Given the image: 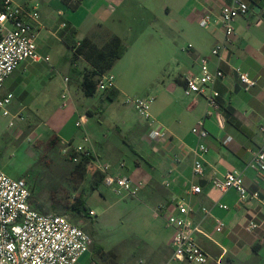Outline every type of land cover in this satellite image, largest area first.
I'll list each match as a JSON object with an SVG mask.
<instances>
[{
  "label": "crops",
  "instance_id": "0c3cea01",
  "mask_svg": "<svg viewBox=\"0 0 264 264\" xmlns=\"http://www.w3.org/2000/svg\"><path fill=\"white\" fill-rule=\"evenodd\" d=\"M13 1L39 12L38 52L43 57L50 58L48 63L21 64L0 92L2 97L8 94L14 96L8 110L12 115H21L25 119L18 120L12 128L16 137L21 138L25 127L35 123L37 128L30 137L35 139L36 136L37 138L43 136V145L53 143L63 147L68 143L79 145L75 141L76 139L82 141V133L76 129L77 131L69 136L66 118L61 115L73 114L77 115L78 119L80 116H86L85 130L97 157L112 165L113 175L127 176L135 184H142L138 196L152 204L155 218L163 220L167 230L172 232L163 237L155 249L148 248L156 264H169L171 261L174 230L167 226L166 215L174 211L172 201L183 198L196 211L191 219L202 229L197 241L209 255V264H264V206L254 201L238 204V194L234 190L223 194L211 182L213 176L238 170L243 173L245 185L250 191H261L264 188V177H258L249 168L254 153L260 147L262 138L260 128L264 126V37L254 39L257 40L255 45L259 48L258 51L256 48H251L244 39L245 36L242 38L238 32L245 27V23L251 18L252 10L255 12V7L259 8V12L256 13L263 12L264 0H247L251 8L250 15L235 21V32L229 43H225L220 26V15L222 6L231 0H195L198 15L210 17L208 27L203 28L200 23L199 26L203 29L212 27L215 32L211 50L223 44L226 49L222 52V61H219L204 54L207 51L204 43L206 41L198 42V48L190 45L189 49L193 51L192 67L182 69L179 76L175 77L174 83L168 88L171 97L163 94V87L154 89V93L146 96L154 98L156 94L161 96L155 99L151 114L167 131V139L162 143H152L148 140L150 131L148 123L143 121L133 108L126 105L125 101V109L118 114L117 119L125 122L124 129L130 133L132 143L126 142L121 136L120 139L115 135L110 137L96 126L94 118L99 115L98 104L107 100L114 102L122 95L125 97V90L118 87L115 81L116 87L110 91H117L119 94L114 100L104 92H97L95 96L87 97L82 87V74L89 65L82 58L73 62V51L67 40L79 42L89 38L100 47L113 36L120 37L124 43L131 41L132 38L139 43L143 37H146V42L150 40V43H154L152 32L161 18L153 11L152 6L157 7L167 21L175 9L184 15L186 11L192 10L191 2L71 0L73 4H78L74 10L63 0ZM160 25L169 28L163 21ZM71 27L77 33L73 39L69 36L66 39L67 30ZM138 48L152 53L156 45L146 47L140 45ZM129 53L128 47L119 62ZM204 56L210 58L211 71L220 68L225 73V77L215 85L216 91L220 93L221 119L219 120L216 115L205 119V128L209 132V138L206 140L209 149L205 160L206 174L203 178H197L193 174L192 151L197 146L198 140L193 135L192 129L205 118L210 109L205 97L186 95L188 99H179L177 95L179 87L185 91L188 75H199L200 59ZM236 69L248 73L257 86L248 92L245 91L239 82ZM57 76L61 77L65 90L60 94L61 105L53 107L50 98L51 83ZM65 78L69 79L67 86ZM65 93L66 99L63 98ZM89 98L93 101L92 104L86 103L85 99ZM133 112L137 114L135 119ZM0 117L6 121L4 127L11 128V117H5L1 111ZM27 122L31 123L27 124ZM76 122L75 128H77ZM229 138L232 139L231 142L225 144ZM79 173L89 185L88 189L84 187L82 192L86 196L87 205L90 201L91 189L98 191L105 186L106 189L108 188L107 191L111 190L115 194L112 187L105 185L103 175L92 164L83 167ZM196 184L202 187L201 194L187 196L188 190ZM107 191L102 189L100 194L107 195ZM31 204L34 209L42 213L46 212L34 200ZM219 205H226L229 210L220 209ZM159 207L164 208L160 214L157 213ZM203 208L209 209L212 217H205L201 212ZM88 210L94 212L89 208ZM215 219H220L224 223L222 233L216 231ZM250 222H255L259 226L253 232H247L245 229Z\"/></svg>",
  "mask_w": 264,
  "mask_h": 264
},
{
  "label": "built area",
  "instance_id": "2783aa9c",
  "mask_svg": "<svg viewBox=\"0 0 264 264\" xmlns=\"http://www.w3.org/2000/svg\"><path fill=\"white\" fill-rule=\"evenodd\" d=\"M251 8L247 0H231L221 8L220 26L225 37V43L235 32L234 23L238 18L248 17ZM40 15L36 9L16 4L13 0H0V92L6 81L26 62H50L49 57H43L38 52L37 40L40 34ZM210 17L205 16L200 26H209ZM79 45V44H78ZM226 46L217 45L211 50V56L222 61V52ZM201 71L199 75H188L185 94L205 97L209 106L204 119L200 120L192 129L197 138V146L193 149V174L203 178L206 174L205 160L209 151L206 140L209 132L205 128V119L217 116L222 110L220 93L216 91V83L225 77V73L217 68L211 71L207 56L201 57ZM239 82L245 91H250L257 83L248 73L236 69ZM66 86L69 79H64ZM115 77L110 73L102 75L98 81L97 91L105 92L115 89ZM67 90V89H66ZM67 98V94L63 95ZM14 96L0 95V111L5 117H11L10 127L14 128L16 122L24 121L21 115H12L8 106ZM155 102L154 97H126L125 103L133 108L138 116L149 125L148 140L152 143H162L167 139L166 129L158 123L151 114ZM86 116H80L76 127L83 130L82 144L68 143L64 146V156L73 164L82 160L88 161L103 175L106 186L112 187L115 194L122 198L137 197L142 184H135L127 176L112 174V165L97 157L90 146L91 139L87 135L85 126ZM261 144L254 153L249 168L258 177H264V126L260 128ZM231 138L225 144L231 142ZM213 186L221 193L234 190L238 194V204L252 201L264 206V188L261 191H250L245 185L243 173L238 170L228 171L211 179ZM202 187L198 184L191 186L187 196L200 195ZM33 190L31 185L23 179H14L0 169V264H78L90 252L93 246L92 237L81 227L71 223L65 216L54 213H42L32 207ZM173 212L166 215L167 225L174 230L173 256L169 264H209V255L199 245L197 236L202 233L200 225L191 219L196 212L185 198L172 201ZM220 209L229 210L226 205H219ZM159 207L157 213L163 211ZM201 212L205 217H212L209 209L203 208ZM90 215L95 216L94 212ZM216 231L222 233L224 223L215 219ZM258 224L250 222L246 226L247 232H253Z\"/></svg>",
  "mask_w": 264,
  "mask_h": 264
},
{
  "label": "rangeland",
  "instance_id": "374dc122",
  "mask_svg": "<svg viewBox=\"0 0 264 264\" xmlns=\"http://www.w3.org/2000/svg\"><path fill=\"white\" fill-rule=\"evenodd\" d=\"M181 2H191L192 10L186 11L184 15L175 9L168 22L157 7L152 6L161 21L169 27H162L161 21L158 23L152 32L154 43H150V40L146 42V37L139 43L133 38L124 43L130 48V53L123 61L116 63L110 74L115 77L117 86L125 90V97L122 95L114 102L107 100L98 104L99 115L94 118L96 126L110 137L121 136L126 142H133L128 130L124 129L125 122L117 119L118 114L125 109L126 97H146L160 87L164 88L162 91L166 97H171L168 88L174 83L175 77L179 76L182 69L192 67L193 51L189 47L198 48V42L206 41L207 51L204 54L211 56L215 32L212 27L203 29L199 26L201 19L207 15H198L195 0ZM262 10V13L252 10L251 18L238 31L242 38L245 36L248 45L258 51L255 45L257 40L254 39L264 37V7ZM154 44L156 49L152 53L138 48L140 45L146 47ZM64 90L62 79L57 76L51 83L53 107L61 105L60 94ZM184 92L179 87L177 97L188 99ZM157 97L161 96L156 94L155 99ZM85 101L93 103L90 98ZM133 115V119L137 118V114L133 112ZM61 117L66 118L69 136L77 130L83 133L82 129L75 128L77 115L63 113ZM5 122L0 117V169L11 178L27 181L34 188L31 202L34 200L42 206L46 210L43 213L64 215L92 237L90 252L78 264H156L148 248L155 249L157 243L172 232L167 230L163 220L155 218L154 207L149 201L141 196L122 198L102 186L101 190L107 191V195L100 194L101 190H89L91 197L87 206L95 212V216L74 217L73 207L79 193L88 189L89 185L78 169L74 172V165L63 154L64 147L55 143L43 145V136H36L35 139L30 137L37 128L35 123L27 122L31 124L25 127L22 137L18 138L14 129L4 127ZM75 142L82 144L78 139ZM97 246L104 250L98 255L94 252Z\"/></svg>",
  "mask_w": 264,
  "mask_h": 264
},
{
  "label": "trees",
  "instance_id": "16d2710c",
  "mask_svg": "<svg viewBox=\"0 0 264 264\" xmlns=\"http://www.w3.org/2000/svg\"><path fill=\"white\" fill-rule=\"evenodd\" d=\"M63 2L74 10L78 7V4H73L71 0H63ZM76 33L77 32L74 28H69L66 33V39L68 36L73 39ZM67 41L69 42L73 51V62L82 58L89 65V68L86 69L82 74V87L87 97H93L98 92L97 85L100 77L110 73L116 63L123 58L125 52L127 51V46L118 36L111 37L101 47L95 44L89 38H85L79 42L74 40L72 42L69 40ZM104 93L111 100L117 98L119 94L117 91L112 92L110 90L105 91ZM69 163L74 165V172H76V169H78L80 172L83 167L90 164L85 160H82L79 164H73L70 161ZM73 212L74 217H90V212L87 207V199L84 193H81L80 196H78L76 205L73 207ZM101 251L104 250L98 246L94 248V252L97 255L100 254Z\"/></svg>",
  "mask_w": 264,
  "mask_h": 264
},
{
  "label": "water",
  "instance_id": "95a60500",
  "mask_svg": "<svg viewBox=\"0 0 264 264\" xmlns=\"http://www.w3.org/2000/svg\"><path fill=\"white\" fill-rule=\"evenodd\" d=\"M255 12H259V8L258 7H255Z\"/></svg>",
  "mask_w": 264,
  "mask_h": 264
}]
</instances>
